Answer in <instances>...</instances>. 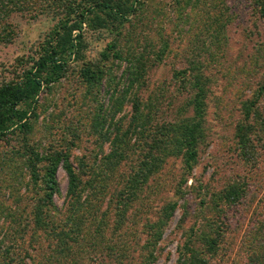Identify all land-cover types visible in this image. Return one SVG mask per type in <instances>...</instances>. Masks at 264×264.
<instances>
[{
  "label": "rangeland",
  "instance_id": "rangeland-1",
  "mask_svg": "<svg viewBox=\"0 0 264 264\" xmlns=\"http://www.w3.org/2000/svg\"><path fill=\"white\" fill-rule=\"evenodd\" d=\"M98 1L105 0H0V88L21 80L73 10ZM136 10L123 26L104 16L85 25L84 57L42 90L27 127L12 126L0 140L1 250H18L24 239L31 252L42 241L34 209L52 198L59 223L75 221L87 234L81 264H192L196 250L206 254L194 264H253V251L264 249V132L249 161L236 128L264 83V0H139ZM87 62L104 71L93 87L82 77ZM192 68L211 81L197 160L187 167L176 152L144 178L150 132L177 128L192 113L189 89L175 75ZM65 159L84 183L75 196ZM136 172L144 180L134 181L135 196L118 198ZM231 184L233 204L224 198ZM159 221L166 223L155 242ZM203 236L218 238L213 253ZM1 256L0 264L11 263Z\"/></svg>",
  "mask_w": 264,
  "mask_h": 264
},
{
  "label": "trees",
  "instance_id": "trees-1",
  "mask_svg": "<svg viewBox=\"0 0 264 264\" xmlns=\"http://www.w3.org/2000/svg\"><path fill=\"white\" fill-rule=\"evenodd\" d=\"M138 3L139 0H134L133 2L127 0H105L90 5L86 10H73L74 12L71 13V15H73L74 18L69 17L67 21L59 24L55 34L47 38L39 58L35 61L31 69L24 72L21 80L16 83L5 84L0 88V140L8 135V130H10L12 126H20L21 128L27 127L28 121L35 116L42 90L60 80L69 71L73 58L79 60L84 57L82 52L85 46V25H87L89 29H92L102 24V16H104L108 21L117 23L118 27L123 26L128 22L130 16L136 13ZM83 66L82 77L89 86L93 87L99 84L104 78V71L99 68L98 70H94L92 63L87 62V64H83ZM175 75L181 85L184 87L187 86L189 89V102L192 113L187 119L182 121L177 128H170V130L169 128L162 127L160 130L157 128V130L150 132L156 135L150 143L148 147L149 150L146 153V158L150 163H146L148 166L146 170L143 168L138 169L144 170L141 172L144 178L155 170V167L151 164L164 162V159L174 155L176 152L182 154L187 167L191 166L198 157V147L204 131L203 126L206 103L211 81L210 78L198 68L176 71ZM260 102L264 103V83L260 86L257 99H254V101H251V104L245 106L244 119L236 128V140L240 154L242 158L249 161L255 158L258 143L261 142L262 132H264V108L261 109L259 105ZM135 112L138 114V118H144L143 112L141 109L138 110V107ZM137 124V129L143 125L140 124L139 119ZM160 132H163L164 135H161L162 133ZM121 154L126 156L123 151ZM144 162L147 161L143 160V163ZM65 167L71 179L74 181V183H71L70 195L75 196L79 188L80 193H82L81 186L84 183H76L77 175L68 160L65 161ZM136 174L137 172L130 175L129 178L130 180L132 179L131 185L129 188L126 186V189L124 188L125 185L122 186V190L117 193L118 198L128 199L129 197L135 196V186L139 183H134V181L141 182V180H144L139 179L140 176L137 178ZM55 176L56 167L53 166L48 174L49 198L54 194L53 189L56 186L54 180ZM234 184H231L227 188L224 197L225 201H228L227 203L233 204L238 197L235 189L236 185ZM89 186H92V184L89 183ZM80 200H78L77 204H80L81 207L86 205H82ZM43 201L45 202H40V207L37 208V211L33 208L35 213L32 218L35 227L42 234V241L38 239V241H36V243L38 242L35 245L36 247L31 249L30 252L27 249L29 245L25 243L24 239L21 243V247L19 246L20 243H18L21 242V239H18V250L13 247H7L4 252L1 250L2 247H0V256L2 254L5 260L7 259L11 262L9 264L83 263V260L80 259L83 250H79V248L81 246V248H85L83 246H85V241L87 243V234L81 232L77 233L78 229L75 221L69 224L59 223L56 216L59 212V208L53 204V199L51 198L49 201ZM127 202L128 200L124 203ZM175 206L176 204H170L168 206L166 212L167 216L170 217V214L175 210ZM163 216H166L165 212ZM165 223L166 221H159V223L152 226L151 229H154V231L151 237L154 238L155 242L161 238V232L164 229L163 226H165ZM221 224H224V217H222ZM221 224L220 228H222ZM36 235L38 236V234ZM74 235L80 236V241L84 239V242L72 241ZM202 240L208 245L207 248L209 252L212 251L211 253H213V250L219 243L217 237L203 236ZM85 252L87 253V250H85ZM191 253L192 255L187 262L192 264L196 261H198V263L204 262L202 261V255L206 254V251L196 250ZM8 261L5 262L7 263ZM250 262L253 264H264V249L253 251L252 256H250Z\"/></svg>",
  "mask_w": 264,
  "mask_h": 264
}]
</instances>
